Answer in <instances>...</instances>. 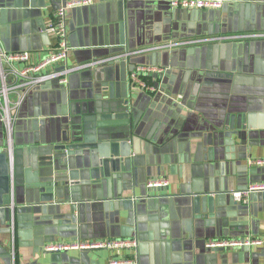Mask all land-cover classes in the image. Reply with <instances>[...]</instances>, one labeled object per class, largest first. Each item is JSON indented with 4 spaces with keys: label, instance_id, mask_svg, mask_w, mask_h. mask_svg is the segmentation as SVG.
<instances>
[{
    "label": "crops",
    "instance_id": "crops-1",
    "mask_svg": "<svg viewBox=\"0 0 264 264\" xmlns=\"http://www.w3.org/2000/svg\"><path fill=\"white\" fill-rule=\"evenodd\" d=\"M68 1L0 0L1 49L29 51L34 61L49 54L56 37L45 31L46 26ZM169 1L92 0L89 6L67 10L70 66L94 62L86 60L93 49L102 53L113 47L125 49L97 58L101 60L170 43L225 40L154 49L127 58L129 66L162 70L146 75L152 76V83L159 88L156 92L132 85L129 73L127 97L115 92L112 100L109 90H91L95 68L72 74L64 88L49 83L30 92L18 114L23 123L13 163L18 176L26 170L22 164L28 159L35 166L39 162L32 156L39 145L25 143L33 132L23 128L30 120L51 121L54 117L48 107L52 106L55 111L68 107L70 113L84 118L89 133L99 138L110 133L120 136V131H111L112 122L117 121L99 117L129 113V122L144 140L143 154L134 160L140 177L138 182L130 174L125 175V182L113 180L110 191L90 185L86 194H72L66 187L64 198L57 200L56 195L50 205L40 204L34 190L33 200H27V189L24 194H4L0 264H12V253L15 264H109L112 255L104 250L45 251L49 243L105 238L137 239L139 264H264V246L221 249L218 253L206 248L207 241L215 239L264 240V190L251 193L247 202L234 197L243 209L229 206L232 210L208 220L207 226H196L187 211L192 195L206 189L207 183L213 184L212 194L233 196L254 184L264 185V164L256 163L264 161V0H226L220 10H170ZM62 68L58 65L55 69ZM46 108L47 115L43 112ZM228 112L234 119L250 112L252 128L238 130L236 124L231 129L219 128L218 122ZM54 129L50 126V131ZM0 149H5L1 121ZM49 169L38 168L37 178L29 176L25 183L42 179L40 175ZM154 180H164L167 185L151 191L148 184ZM149 197L170 200L169 218H161L158 204ZM50 239L54 241L46 244Z\"/></svg>",
    "mask_w": 264,
    "mask_h": 264
},
{
    "label": "water",
    "instance_id": "water-1",
    "mask_svg": "<svg viewBox=\"0 0 264 264\" xmlns=\"http://www.w3.org/2000/svg\"><path fill=\"white\" fill-rule=\"evenodd\" d=\"M169 2V9L171 10V0ZM44 36L46 38V35ZM124 51L123 47L104 49L103 52L105 53L98 51V49H93L92 55L86 60L92 59L95 62L99 57L110 56ZM89 53L91 54V51ZM136 68V65L129 66L124 58H112L109 62L96 67L95 71H91V80L94 83V87L91 90H109L112 100L115 98V92L121 94L122 98H126L127 85L129 83L128 74L134 72ZM70 78L71 75L68 78V82H70ZM49 83H57L60 88L66 86L61 85L58 80L50 81L46 85ZM25 101L27 100L25 99ZM125 104L128 105V102H125ZM46 111L47 108L43 109L44 114ZM48 111L54 117L51 121L42 119L30 120L27 121L29 125L23 128L25 131L33 132V134H30L31 136L27 135L31 138L25 143L27 145H39V148L32 150V156L38 159L39 162L35 166V163L28 159V161L22 164L26 170L20 176H18V167L15 171L13 170L14 158H17V149L21 145L19 140L21 134H18L21 130L19 126L23 124L20 119L19 121L17 120L15 124V148L17 149L14 150V158L10 160L7 152L0 154V184L2 185V189H0V206L5 204L3 200L4 194H12L14 192L24 194L26 189L29 197L27 200H33L31 190H34L39 196L40 204L50 205L55 202L56 195L57 200L64 198V188L66 187L71 188L72 194L78 191L86 194V188L90 185H101L102 188H107L110 191L108 187H110L111 181L122 180L125 182L127 179L125 175L128 174L132 175L136 182L139 181L140 168L135 166L134 160L143 154L140 148L144 146V140L141 133L136 131V126L129 122V113H111L99 117L103 121H117L112 122L114 126H112L111 131H120L119 137H114V133H110L107 138H99L94 133H89L86 120L70 113L68 107L61 111H55L50 106L48 107ZM246 113L237 114L236 119H234L231 115L232 113L228 112L224 116L225 119L221 117L217 125L219 128L224 127L223 130L234 128L235 124L238 130L252 128L251 114L250 112ZM50 126H53L55 129L50 131ZM227 136L231 135L228 133ZM44 167L50 168V171L44 170L43 174L40 175L43 177L42 179L33 181L32 183H25V179L29 176L37 178L38 168ZM75 187L80 188V190H74ZM160 189L163 188L156 187L150 190L157 191ZM212 192H214L213 184L207 183L206 189L200 193H194L191 197V208H187V211L190 210L196 226H207L208 220L216 219L225 210H232L229 206H234V210L243 209V206H240L236 202L237 200L235 201L233 195H214ZM221 192L224 193L225 191ZM149 200L156 201L161 218H169L168 202L170 200L168 202H161L166 199L161 200V198L157 197H149ZM142 202L149 203L147 201ZM6 212L10 215L9 209H6ZM7 218L9 219V217ZM53 241L54 239H50L46 244ZM207 251L218 253L221 249H208ZM46 253L50 254L51 252L46 251Z\"/></svg>",
    "mask_w": 264,
    "mask_h": 264
},
{
    "label": "built area",
    "instance_id": "built-area-1",
    "mask_svg": "<svg viewBox=\"0 0 264 264\" xmlns=\"http://www.w3.org/2000/svg\"><path fill=\"white\" fill-rule=\"evenodd\" d=\"M226 0H171V6L182 10H220ZM92 0H69L55 11L53 18L46 26V32L56 37V43L52 51L34 61L32 53L29 51L7 52L0 47V121L3 125L5 135V149H0V154L7 152L10 160L14 158L15 150V124L18 120L19 109L27 95L33 90L46 85V83L58 80L61 85H67L70 75L82 72L87 69L99 67L111 59H101L95 62L75 64L70 66L67 62L70 57V45L68 40L67 10L74 7L89 6ZM225 38L219 39H200L189 41L188 43L168 44L161 48H178L184 44H204L223 42ZM154 49L140 50L134 53L121 54L117 59H127L138 54H145ZM22 65V67H17ZM58 65L64 68L56 70ZM162 70L147 65L139 66L131 74V84L156 92L158 87L152 82H148L146 75L160 73ZM262 165L264 161H256ZM166 181L154 180L148 184L149 188L166 186ZM264 190V185H252L244 192H235L234 197L237 201L247 202L251 193ZM137 239L125 238H105L96 241L78 240L72 242L54 243L46 246L48 252L61 251H83V250H104L111 253L109 264H139L136 249L138 248ZM264 240L257 238L246 239H215L207 241L206 248L214 249H241L245 247H263ZM130 251V257H123L122 253ZM16 263L15 253H12V264Z\"/></svg>",
    "mask_w": 264,
    "mask_h": 264
},
{
    "label": "trees",
    "instance_id": "trees-1",
    "mask_svg": "<svg viewBox=\"0 0 264 264\" xmlns=\"http://www.w3.org/2000/svg\"><path fill=\"white\" fill-rule=\"evenodd\" d=\"M152 76H147L146 79L148 82H152V79H151ZM154 81V80H153Z\"/></svg>",
    "mask_w": 264,
    "mask_h": 264
}]
</instances>
